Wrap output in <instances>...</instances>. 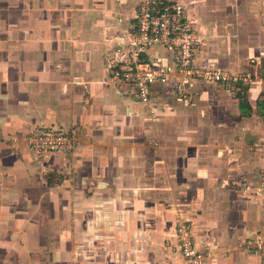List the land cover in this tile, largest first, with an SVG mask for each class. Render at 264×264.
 Wrapping results in <instances>:
<instances>
[{"label":"crops","instance_id":"0c3cea01","mask_svg":"<svg viewBox=\"0 0 264 264\" xmlns=\"http://www.w3.org/2000/svg\"><path fill=\"white\" fill-rule=\"evenodd\" d=\"M138 1L0 0V264H181L177 212L207 264H261L242 244L264 234L262 0H171L197 21L199 65L252 80L233 95L199 82L194 120L162 87L145 105L111 78L118 18L134 23ZM39 126L75 151L32 152Z\"/></svg>","mask_w":264,"mask_h":264},{"label":"built area","instance_id":"2783aa9c","mask_svg":"<svg viewBox=\"0 0 264 264\" xmlns=\"http://www.w3.org/2000/svg\"><path fill=\"white\" fill-rule=\"evenodd\" d=\"M123 4L125 0H115ZM264 12V0H262ZM120 16L123 26L119 44L108 60L113 80L131 85L139 102L149 105L158 88L187 102L199 82L222 86L230 92L239 85L251 84V75L234 73L224 68L199 65L201 44L197 21L188 15L187 8L171 0H139L134 23ZM159 49L166 56H152ZM28 148L37 155H71L76 149L74 135L63 129L39 126L25 136ZM253 151L264 158V140L256 143ZM247 189H250L248 187ZM257 196L264 199V168L260 181L254 185ZM175 233L181 264H207L209 252L196 242L190 221L180 212L175 216ZM249 254L261 257L264 264V234L250 235L242 244Z\"/></svg>","mask_w":264,"mask_h":264},{"label":"rangeland","instance_id":"374dc122","mask_svg":"<svg viewBox=\"0 0 264 264\" xmlns=\"http://www.w3.org/2000/svg\"><path fill=\"white\" fill-rule=\"evenodd\" d=\"M261 18V16H259V19ZM262 19V18H261ZM135 92V91H134ZM197 92L199 93V89L196 91V93H192V95L194 96L195 94H197ZM232 92V91H231ZM136 94V93H135ZM222 94H231L230 93V91L229 90H227L226 88H224V87H222V88H220L219 89V95H222ZM191 95V96H192ZM214 95V97H215V100L213 101V104L214 105H216L217 107L219 106V104L221 103V97H218V96H216L215 94H213ZM231 95H233V94H231ZM192 96V97H193ZM198 96H199V94H198ZM176 101H179L180 103H183L184 105H185V107L186 106H188V108H189V111H190V114H192V113H194V111L193 110H198L197 111V114L196 113H194L193 115L194 116H190V115H188L189 117V120H194L195 119V116L196 115H198L199 114V98H197V100L196 99H193V98H191L190 97V100H188L187 102H184V101H180L179 99H175ZM197 104V105H196ZM196 105V106H195ZM216 107V108H217ZM193 111V112H192ZM163 112V111H162ZM158 115H162L161 113L160 114H158ZM187 118V119H188ZM160 119V118H159ZM194 122V121H193ZM194 124V123H193ZM191 134V133H190Z\"/></svg>","mask_w":264,"mask_h":264},{"label":"trees","instance_id":"16d2710c","mask_svg":"<svg viewBox=\"0 0 264 264\" xmlns=\"http://www.w3.org/2000/svg\"><path fill=\"white\" fill-rule=\"evenodd\" d=\"M246 90H247V89H246ZM246 90L243 91V92H240V94H239L238 96H239L240 99H241V103H242L243 105H245L246 107H248V105L245 103V101H246Z\"/></svg>","mask_w":264,"mask_h":264}]
</instances>
